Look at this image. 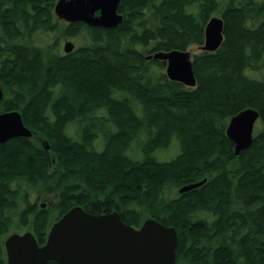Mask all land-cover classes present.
I'll list each match as a JSON object with an SVG mask.
<instances>
[{
	"label": "trees",
	"instance_id": "16d2710c",
	"mask_svg": "<svg viewBox=\"0 0 264 264\" xmlns=\"http://www.w3.org/2000/svg\"><path fill=\"white\" fill-rule=\"evenodd\" d=\"M56 2L0 0V108L51 144H0V264L12 228L32 226L43 245L77 205L176 227V264H264V0H122L112 29L66 23ZM216 13L224 41L193 55L196 86L170 80L153 55L202 47ZM247 108L261 126L235 155L227 125ZM39 187L57 196L54 212L39 207Z\"/></svg>",
	"mask_w": 264,
	"mask_h": 264
},
{
	"label": "water",
	"instance_id": "95a60500",
	"mask_svg": "<svg viewBox=\"0 0 264 264\" xmlns=\"http://www.w3.org/2000/svg\"><path fill=\"white\" fill-rule=\"evenodd\" d=\"M122 0H57L54 12L68 23L83 22L90 27L112 29L122 23L119 12ZM224 41V20L213 16L205 27L202 50L216 51ZM75 49V43H64L65 53ZM154 59L167 62L166 74L172 81L195 87L192 55L188 50L173 49L156 52ZM5 91L0 82V106ZM260 113L247 108L233 116L226 133L239 155L251 146ZM19 110L2 111L0 108V144L16 137H30ZM204 181L185 185L180 193L194 189ZM178 231L155 218H146L140 227L123 221L118 211L91 214L82 206H74L55 222L46 242L40 245L35 234L28 230L12 233L5 239L6 264H176Z\"/></svg>",
	"mask_w": 264,
	"mask_h": 264
},
{
	"label": "rangeland",
	"instance_id": "374dc122",
	"mask_svg": "<svg viewBox=\"0 0 264 264\" xmlns=\"http://www.w3.org/2000/svg\"><path fill=\"white\" fill-rule=\"evenodd\" d=\"M214 16L221 17V15L219 13L214 14ZM70 40L74 41L76 46L78 45L77 39H70ZM36 41L39 44H44V45L46 44L47 45L51 42V39L49 36H47V34L41 32L40 34L37 35ZM64 42H65V40L62 41V45H61L62 50H63ZM187 50L191 53L192 57L194 54H197V53L202 51L201 47H199L198 45H192ZM164 72H166V69L164 70ZM260 126H261V122L258 121L256 123V126H255V133L259 130ZM159 156L162 159H168V157H171L170 154H168L166 152H162V151L159 152ZM55 160H56V158H55ZM165 191L167 192V194L170 197H174L177 195V192L173 187L167 188ZM34 195L39 196V200H38L39 207H42V205H43L44 207H42V208H45V209L52 211V212L55 211V206H56L57 200H58V198L55 194H49L45 191L44 188L39 187V188H36V190L34 191ZM28 229H30V228L27 227V230ZM16 231H19V230H17L16 226H15L14 228L11 229L10 233L12 234V233H15Z\"/></svg>",
	"mask_w": 264,
	"mask_h": 264
},
{
	"label": "flooded vegetation",
	"instance_id": "af4514ba",
	"mask_svg": "<svg viewBox=\"0 0 264 264\" xmlns=\"http://www.w3.org/2000/svg\"><path fill=\"white\" fill-rule=\"evenodd\" d=\"M64 21V20H63ZM66 22V21H65ZM66 23H68V22H66ZM3 111V110H2ZM17 138V137H16ZM21 138H29V139H32L33 140V142H35V143H37L38 145H40L44 150H46V151H51V144H50V142L48 141V139H46L44 136H42V135H40V134H37V133H35V132H33L32 131V136H30V137H21ZM9 141V140H8ZM6 143V142H5ZM4 144V143H3ZM42 207H44L43 205H42ZM42 207H40L41 209H44V208H42ZM64 215V214H63ZM63 215H61V217L63 216ZM61 217H59V218H55V220H53L52 222H51V225H50V228L52 227V225L55 223V222H57ZM28 228H30V229H28V230H30V231H32V226H29ZM50 228H49V231H50ZM27 230V227L25 228V229H23V230H19V231H16V232H18V233H23V232H25V231H28ZM33 232V231H32ZM11 234V233H10ZM9 234V235H10ZM5 246V245H4Z\"/></svg>",
	"mask_w": 264,
	"mask_h": 264
}]
</instances>
